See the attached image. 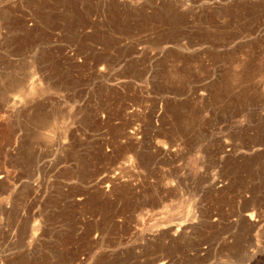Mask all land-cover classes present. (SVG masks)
I'll return each mask as SVG.
<instances>
[{
	"label": "rangeland",
	"instance_id": "rangeland-1",
	"mask_svg": "<svg viewBox=\"0 0 264 264\" xmlns=\"http://www.w3.org/2000/svg\"><path fill=\"white\" fill-rule=\"evenodd\" d=\"M0 264H264V0H0Z\"/></svg>",
	"mask_w": 264,
	"mask_h": 264
},
{
	"label": "bare ground",
	"instance_id": "bare-ground-1",
	"mask_svg": "<svg viewBox=\"0 0 264 264\" xmlns=\"http://www.w3.org/2000/svg\"><path fill=\"white\" fill-rule=\"evenodd\" d=\"M33 96H35V95H33Z\"/></svg>",
	"mask_w": 264,
	"mask_h": 264
}]
</instances>
